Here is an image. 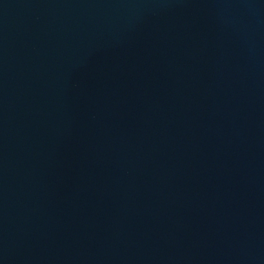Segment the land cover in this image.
I'll return each instance as SVG.
<instances>
[{"label":"water","instance_id":"1","mask_svg":"<svg viewBox=\"0 0 264 264\" xmlns=\"http://www.w3.org/2000/svg\"><path fill=\"white\" fill-rule=\"evenodd\" d=\"M0 264H264V0H0Z\"/></svg>","mask_w":264,"mask_h":264}]
</instances>
